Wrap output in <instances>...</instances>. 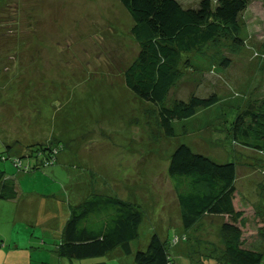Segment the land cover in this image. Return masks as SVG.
Returning a JSON list of instances; mask_svg holds the SVG:
<instances>
[{
	"label": "rangeland",
	"instance_id": "obj_1",
	"mask_svg": "<svg viewBox=\"0 0 264 264\" xmlns=\"http://www.w3.org/2000/svg\"><path fill=\"white\" fill-rule=\"evenodd\" d=\"M181 2L190 8L200 0ZM242 18L243 44L221 37L203 47L195 62L209 68L191 67L171 90L167 105L213 92L221 100L188 121L187 130L177 123L178 134L168 138L157 137L154 105L125 84L124 70L136 58L139 44L131 33L133 19L120 0H0V170L33 198L25 194L16 204L0 206V259L16 264H136L135 251L146 249L153 233L167 238L181 224L167 172L169 156L180 144L219 163L235 161L234 152L240 156L237 189L248 200L244 233L256 243L260 223L253 205L260 203L264 211V153L222 142L238 105L264 97V1L252 0ZM226 58L229 66L222 65ZM51 141L59 162L45 166L37 149L34 157L28 156L31 145ZM36 161L40 168L28 169ZM88 187L145 209L132 254L117 250V256L70 260L56 253L69 208ZM223 220L206 216L191 232L190 244L175 242V264H202L201 258L215 254L214 246L221 250Z\"/></svg>",
	"mask_w": 264,
	"mask_h": 264
},
{
	"label": "trees",
	"instance_id": "obj_2",
	"mask_svg": "<svg viewBox=\"0 0 264 264\" xmlns=\"http://www.w3.org/2000/svg\"><path fill=\"white\" fill-rule=\"evenodd\" d=\"M120 2L133 19L131 33L139 44L136 58L124 70L125 84L137 98L154 105L157 137H175L179 131L177 123L187 130L188 121L201 112L211 111L221 96L216 92L204 97L192 94L188 100L176 99L167 105L171 90L191 67L194 71L209 68L210 65L195 62L201 59L200 51L209 43L221 37H232L239 46L243 44L246 31L242 17L252 0H200L198 7L190 8L181 0ZM222 62L223 66H229L230 59ZM153 111L151 108L148 113ZM236 111L234 120L227 121L229 124L223 129L226 136L222 143L230 141L264 153V97L249 99L244 105H238ZM52 142L31 145L28 156L34 157V149H37L38 161L42 160L45 166L59 162L57 150L53 148L56 142ZM58 142L65 148L62 140L57 139ZM9 152L10 146H7L6 153ZM234 155L235 161L219 163L186 144L174 149L167 172L177 197L181 224L167 238L153 233L146 249L135 251L136 264H175L172 249L178 243L190 244L191 232L196 231L206 216L224 218L223 245L221 250L214 246L215 254L201 258L202 264L211 261L214 264H264V211L260 203L253 205L260 225L258 241L251 244L252 237L248 239L244 233L248 224V200L237 189L240 156L235 152ZM38 161L30 163L28 169L40 168ZM19 194L15 178L0 170V200H14ZM82 196L70 206V214L62 223L56 253L70 260L110 256L116 250L132 254V242L139 236L145 209L134 201L97 192L92 187L86 188ZM238 197L242 202L239 203ZM260 198L264 205V194ZM188 256L192 259V254Z\"/></svg>",
	"mask_w": 264,
	"mask_h": 264
},
{
	"label": "crops",
	"instance_id": "obj_3",
	"mask_svg": "<svg viewBox=\"0 0 264 264\" xmlns=\"http://www.w3.org/2000/svg\"><path fill=\"white\" fill-rule=\"evenodd\" d=\"M7 146H10V144L8 143ZM9 154H10V152H9ZM15 180H16V179H15ZM16 183H17L18 188H19V190H20L19 197H18L17 199H14V200H0V206H2L3 204H5V203H7V202H9L10 204H11V203L16 204V202H17V201L19 202V201L23 198V196H24L25 194H27V195L29 196V199L31 198L30 195H31L32 192H30V191H27V192L22 191L21 188H20L19 183H18V182H16ZM33 194L35 195V194H38V193L35 192V193H33ZM78 194H81V195H82L81 190H80V192L77 193L76 195H78ZM35 196H37V195H35ZM35 196H34V197H35ZM79 196H80V195H79ZM79 196L76 197L78 200H80V199H79ZM31 199H33V198H31ZM77 199H76V200H77ZM133 249H134V247H133ZM116 251H117V250H116ZM113 254L115 255L114 252H113ZM113 254H112V256H113ZM119 254H121V253H119ZM119 254H118V255H119ZM115 256H117V255H115ZM0 264H16V263H15V262H8V263H6V262L3 261L2 259H0Z\"/></svg>",
	"mask_w": 264,
	"mask_h": 264
},
{
	"label": "built area",
	"instance_id": "obj_4",
	"mask_svg": "<svg viewBox=\"0 0 264 264\" xmlns=\"http://www.w3.org/2000/svg\"><path fill=\"white\" fill-rule=\"evenodd\" d=\"M175 241H177V239H175Z\"/></svg>",
	"mask_w": 264,
	"mask_h": 264
}]
</instances>
